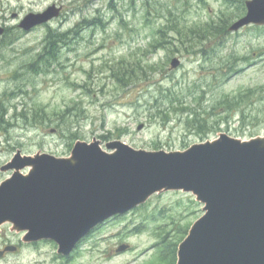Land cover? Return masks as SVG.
I'll use <instances>...</instances> for the list:
<instances>
[{
    "label": "rangeland",
    "instance_id": "374dc122",
    "mask_svg": "<svg viewBox=\"0 0 264 264\" xmlns=\"http://www.w3.org/2000/svg\"><path fill=\"white\" fill-rule=\"evenodd\" d=\"M237 1L0 0V26L8 30L0 38V166L16 150L62 157L77 140L94 137L103 145L120 140L170 152L221 133L264 136V29L228 32L246 0ZM54 3L65 10L48 26L28 33L17 28L24 16ZM50 32L67 33L65 43L57 60L38 61ZM173 59L179 65L171 70ZM193 115L202 126L194 125ZM202 215L191 194L155 195L95 229L67 260L51 242L24 245L0 259L165 264L159 259L164 245ZM121 245L129 249L116 254Z\"/></svg>",
    "mask_w": 264,
    "mask_h": 264
},
{
    "label": "water",
    "instance_id": "95a60500",
    "mask_svg": "<svg viewBox=\"0 0 264 264\" xmlns=\"http://www.w3.org/2000/svg\"><path fill=\"white\" fill-rule=\"evenodd\" d=\"M245 7L229 32L264 26V0H247ZM58 16L53 5L27 14L18 27L28 32ZM178 65V59L170 63L171 69ZM100 145L96 138L76 141L67 158L17 150L0 168L13 171L0 184V226L26 232L24 243L53 241L57 254L67 257L104 221L155 194L183 192L205 206L178 245L176 264H264V136L243 140L221 133L170 152L134 149L121 141L106 143L105 150Z\"/></svg>",
    "mask_w": 264,
    "mask_h": 264
},
{
    "label": "trees",
    "instance_id": "16d2710c",
    "mask_svg": "<svg viewBox=\"0 0 264 264\" xmlns=\"http://www.w3.org/2000/svg\"><path fill=\"white\" fill-rule=\"evenodd\" d=\"M227 2L231 3V2H234V3H238L237 0H226ZM238 8H240V15H242L244 13V5L243 3L239 4ZM237 16V17H240ZM89 23H87L88 25ZM220 29V27H219ZM218 29V30H219ZM224 31H225V27L222 28ZM217 30V31H218ZM216 31V33H217ZM213 32H211L212 34ZM66 34L67 33H52L50 32L44 39V47L43 49L41 50L40 54L38 55V61H40L44 56H45V59H46V63L50 62V61H55L57 60V50L59 49L60 47V44H63L65 43V37H66ZM37 62V61H36ZM35 64V63H34ZM34 65H32L33 67ZM244 99V97L241 98V100ZM230 106V105H228ZM193 118H195L193 120V123L194 125L196 126H202V120H199L197 115H193ZM179 233L181 234V236L183 235V237L179 238L175 243H172V244H165L164 245V248L163 250L160 252V261L161 262H164L165 264H175V261H176V251H177V245L178 243L186 236L187 234V231L183 232V231H180L178 230ZM166 239L164 238L163 241H165ZM165 242H163L162 244H164ZM163 247V245H162Z\"/></svg>",
    "mask_w": 264,
    "mask_h": 264
},
{
    "label": "flooded vegetation",
    "instance_id": "af4514ba",
    "mask_svg": "<svg viewBox=\"0 0 264 264\" xmlns=\"http://www.w3.org/2000/svg\"><path fill=\"white\" fill-rule=\"evenodd\" d=\"M55 4V3H54ZM56 6H58L60 8V16H62V14L64 13V10H65V7L62 5V4H56ZM50 24V23H49ZM45 26H48V25H45ZM264 29V28H263ZM7 30V29H5ZM0 180H1V177H0ZM7 225H4L0 228V258H3L2 260H4L6 258V255L8 254L7 252H4L5 248L10 246V245H13L15 246V251L13 252V254L19 252V250L26 244H24L22 241H21V237H22V234H16L14 232H11L9 230V227ZM5 228H8L7 231L8 233L6 234L5 232L2 233L4 231ZM11 239H14V242L11 241ZM10 244V245H8ZM0 259V262L2 261ZM2 263H5V264H8L6 263L5 261H2L0 264Z\"/></svg>",
    "mask_w": 264,
    "mask_h": 264
}]
</instances>
